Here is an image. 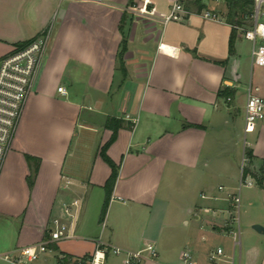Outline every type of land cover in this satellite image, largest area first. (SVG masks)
Returning <instances> with one entry per match:
<instances>
[{
  "label": "crops",
  "instance_id": "obj_1",
  "mask_svg": "<svg viewBox=\"0 0 264 264\" xmlns=\"http://www.w3.org/2000/svg\"><path fill=\"white\" fill-rule=\"evenodd\" d=\"M173 1L0 0V57L48 34L0 169V254L41 241L49 220L64 219L62 205L76 199L74 237L49 244L31 264H74L97 238L128 250L152 242L157 257L138 264H179L184 250L195 264H212L218 247L233 264H264V232L246 228L238 251L230 233L231 196L243 179L232 167L243 148L254 184L244 186L242 200L258 208L250 224L264 227V117L243 132L246 86L237 84L236 39L228 53L223 0L205 4L218 19L202 18V4L187 0L183 20L164 22ZM257 75L255 93L264 99V69ZM240 113L236 155L228 142ZM109 117L122 126L105 150L117 175L99 219L110 174L99 150L111 135ZM26 156L37 159L30 185L34 160ZM214 171L227 178L217 185L224 194L211 191ZM222 231L228 240L213 247ZM106 262L123 264L111 255Z\"/></svg>",
  "mask_w": 264,
  "mask_h": 264
},
{
  "label": "built area",
  "instance_id": "obj_2",
  "mask_svg": "<svg viewBox=\"0 0 264 264\" xmlns=\"http://www.w3.org/2000/svg\"><path fill=\"white\" fill-rule=\"evenodd\" d=\"M102 2L103 0H91ZM187 0H174L171 4L164 22L183 20L188 13L184 8ZM202 4L198 14L204 19H218L217 12L206 7L205 4L218 2L221 0H189ZM264 0H253L251 12L248 16V24L238 28L237 33L250 43V65L264 68V21L260 20V6ZM139 11L138 14H143ZM48 34L43 33L27 40L22 45H16L12 50L0 57V169L3 160L9 150L10 142L22 112L26 97L31 90L34 76L40 66L47 43ZM57 92L64 93V88L58 86ZM230 100L229 97L226 98ZM264 117V99L251 91L248 83L245 90L244 103V126L243 132L248 133L253 123ZM132 122H134L132 120ZM245 144V143H244ZM248 162L245 149L243 148L240 172L242 173ZM253 179L249 176L239 181L238 190L242 186H252ZM239 193L231 196V206L238 213ZM78 206L76 199L70 203L62 205V213L65 216H53L46 226L47 234L39 242L16 248L12 252L0 254V258L10 261L13 264H31L42 253L48 250V245L59 240L72 238L74 234L70 228L71 218L74 216ZM232 216L230 222L235 221ZM230 233L234 237V245L238 244L236 234ZM95 248L88 256L79 257L74 264H107V256L120 257L123 264H138L141 261L153 260L157 257V251L152 242H146L138 250H128L120 246L95 239ZM223 252L220 247L215 249L210 256L212 264H233L232 259H223ZM179 264H195L187 250L181 252Z\"/></svg>",
  "mask_w": 264,
  "mask_h": 264
},
{
  "label": "rangeland",
  "instance_id": "obj_3",
  "mask_svg": "<svg viewBox=\"0 0 264 264\" xmlns=\"http://www.w3.org/2000/svg\"><path fill=\"white\" fill-rule=\"evenodd\" d=\"M189 3H192V1H189ZM260 13H261L260 14V20L264 21V4H262L260 6ZM237 34H239V33H237ZM235 39H236V43H237V49H238V52L240 54V60H239L240 65L238 68V73H239V76H238L239 80L238 81H239V83H237V84L240 85V87L241 86L247 87V85L249 83V85L251 87V91L256 92L255 91V85L257 84V76H258L257 70L259 68H262V69H264V68L253 65L252 70H250V43H249V41L245 40L242 36L236 37ZM257 94H258V92H257ZM242 146H243L242 114L240 113L239 115L238 114L234 115V140H233L232 144H230L228 142V149L232 148V151L234 152V154L238 155L239 152L241 151L240 149L242 148ZM234 169L238 173V171L240 169V164L238 161L232 167V172ZM214 172L215 173H212V175H210L211 177H208L210 180L209 185L211 187L212 192L220 193L217 190V185L218 184L227 185L228 184L226 181L227 178L223 174V171H214ZM238 185H239V182H237L235 187H237ZM200 189H203V186H201ZM245 191H246V187H244V186L240 187V191H239L240 202L238 203V213L235 212V208L233 206L230 207L231 212H233L232 216L234 218H236L235 221H233L231 223L230 230L236 234L237 240L238 239L241 240V238L243 239V233H244V230L246 228H250L254 224H259V223L250 224L251 223L250 222V219H251L250 215L256 217L259 214V211H258V208L254 207V206H251L248 208L245 207L244 202L242 200L243 194ZM221 192L222 193H220V194H224L227 192V190L224 189ZM263 211H264V208H263ZM246 215H248V216H246ZM187 219L190 220V218H187ZM259 225H261V224H259ZM224 234H226V233H223V231H222L219 234L218 238H215L212 240L213 247H215L216 244L219 242L224 244V240H228V239H226V237H224L225 236ZM238 249H239V246L237 245L236 250L238 251Z\"/></svg>",
  "mask_w": 264,
  "mask_h": 264
},
{
  "label": "trees",
  "instance_id": "obj_4",
  "mask_svg": "<svg viewBox=\"0 0 264 264\" xmlns=\"http://www.w3.org/2000/svg\"><path fill=\"white\" fill-rule=\"evenodd\" d=\"M130 1L132 2V0ZM223 2L225 6L224 17L226 19V22L231 25V31H230L229 40H228V53L232 54L233 53V43L237 35V29L235 27L242 28L247 25L248 16L251 12V8L253 5V0H223ZM25 42L26 41H23V42L17 43L16 45H22ZM220 93L222 95L228 96L230 95L231 91L227 89H223ZM121 126H122V120H120L119 118H114V117L107 118L106 127L111 130V135L109 139L100 147L99 154L103 158V160L109 165L110 174L103 184L104 200H103L102 207L100 210L99 219H102L106 211L107 203L110 198V194H111V191H112L115 179H116V175H117V170H116L117 167L106 155L105 150L108 147V145L115 139L116 132L118 128ZM245 152L249 160L251 158V153L248 149H246ZM26 158H27V161H31V159L34 160L33 170L31 171V174L29 175V180H28V183L30 185V177L36 171L37 159L32 158L30 156H26ZM247 172H248L247 170L243 169L242 171L243 178L246 176ZM257 184L260 185V179H257Z\"/></svg>",
  "mask_w": 264,
  "mask_h": 264
},
{
  "label": "water",
  "instance_id": "obj_5",
  "mask_svg": "<svg viewBox=\"0 0 264 264\" xmlns=\"http://www.w3.org/2000/svg\"><path fill=\"white\" fill-rule=\"evenodd\" d=\"M252 228L256 231V232H264V227L259 225V224H254L252 225Z\"/></svg>",
  "mask_w": 264,
  "mask_h": 264
}]
</instances>
